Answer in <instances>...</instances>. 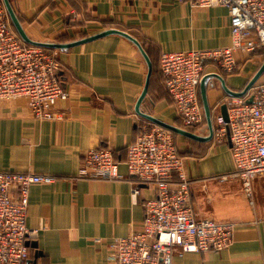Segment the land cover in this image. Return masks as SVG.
<instances>
[{
	"label": "crops",
	"instance_id": "1",
	"mask_svg": "<svg viewBox=\"0 0 264 264\" xmlns=\"http://www.w3.org/2000/svg\"><path fill=\"white\" fill-rule=\"evenodd\" d=\"M9 1L32 40L67 42L116 28L137 39L154 64L164 51L215 49L231 41L229 16L222 5L177 0ZM52 53L67 92L55 105L63 116L38 119L25 98L0 100V171L54 177L51 183L28 188L27 241L36 243V248L28 246V264H114L115 239L141 230L142 203L154 193L152 185L139 183L133 195L134 182L124 165L127 145L139 126L149 122L134 110L147 66L138 49L118 35ZM235 59L231 73L212 62L204 64L203 73H217L229 89L239 91L264 53L237 51ZM260 83L264 84V71L255 84ZM206 96L213 119L228 96L215 78ZM140 109L166 123H181L159 71L150 76ZM197 134L206 135L207 128ZM175 141L182 145L178 153L187 148L176 137ZM201 143L191 155L181 156L193 208L199 217L231 221L236 227L229 247L203 253L177 248L171 264H264V173L252 180L250 205L241 180L231 175L229 142L216 144L211 137ZM96 146L112 150L120 178L77 176L83 153Z\"/></svg>",
	"mask_w": 264,
	"mask_h": 264
},
{
	"label": "built area",
	"instance_id": "2",
	"mask_svg": "<svg viewBox=\"0 0 264 264\" xmlns=\"http://www.w3.org/2000/svg\"><path fill=\"white\" fill-rule=\"evenodd\" d=\"M196 5H222L227 9L230 44L226 47L164 51L159 57L163 85L185 127L197 133L205 128L199 82L204 64L212 62L224 73L236 68L235 53H264V0H177ZM60 64L54 54L25 44L13 29L0 0V100L25 98L38 119L61 118L58 100L67 96L59 79ZM251 95L252 102L245 99ZM227 121L221 114L212 119V140L230 143L234 164L232 176L242 182V191L253 205L252 180L264 173V84L254 86L243 97H228ZM119 162L108 147L85 151L78 177L117 179ZM124 165L137 184L152 185L154 193L142 203L140 231L115 239L114 264H171L175 249L203 253L230 246L236 224L199 217L194 210L183 158L172 133L144 122L126 147ZM47 174L0 171V264H28L25 225L28 188L33 183H51Z\"/></svg>",
	"mask_w": 264,
	"mask_h": 264
},
{
	"label": "water",
	"instance_id": "3",
	"mask_svg": "<svg viewBox=\"0 0 264 264\" xmlns=\"http://www.w3.org/2000/svg\"><path fill=\"white\" fill-rule=\"evenodd\" d=\"M1 2H2L3 6L6 10V13L8 15L9 21H10L13 29L15 30V32L17 33L19 38L24 43H27L29 45L39 46V47L48 48V49H57L60 51H67L71 47H74V46H77V45H80V44H83L86 42H90V41H93V40H96V39H99V38H102L105 36H109V35H118V36L123 37V38L127 39L128 41H130L138 49V51L142 55L143 59L145 60V63L147 66V72H146V76H145V80H144V85H143L142 91H141L139 97L137 98L135 106H134L135 112L139 116L145 118L150 123L161 126L165 129L169 130L170 132H174L175 134H177L179 136L191 139V140L196 141V142H207L212 137V116H211V110H210L209 104L207 102V96H206V89H207L208 84L210 83V80L213 78L218 79L220 81V86H221L222 90L225 92V94L228 97H243L254 86V84L258 80L259 76L264 71V59H263L262 63L258 67V69L251 76V78L248 80V82L245 84V86L239 91L229 89L225 85L223 78L217 73L204 74L201 77L200 82H199V95H200L202 110H203V114H204V118H205V125L207 128V134L206 135H200V134H197L195 132L189 131L185 128L166 123L162 120L157 119L156 117L152 116L149 113H145V112L141 111L140 105H141L142 101L144 100L146 93H147L149 80H150V76H151L152 64H151L149 57L147 56L146 52L144 51L143 47L139 43V41L137 39H135L133 36H131L130 34H128L125 31H122V30H119L116 28H108V29H103V30H100L98 32H95L91 35H87V36L81 37L79 39H74V40H70L67 42L35 41V40L30 39L26 35L17 15L15 14V12L11 6L10 1L9 0H1ZM245 102L251 103L252 102V96L249 95L245 99ZM220 113L223 116L224 120L227 121V113H226V104L225 103H223L220 106ZM26 244L32 248H36L35 241H26Z\"/></svg>",
	"mask_w": 264,
	"mask_h": 264
},
{
	"label": "trees",
	"instance_id": "4",
	"mask_svg": "<svg viewBox=\"0 0 264 264\" xmlns=\"http://www.w3.org/2000/svg\"><path fill=\"white\" fill-rule=\"evenodd\" d=\"M25 44H27V43H25ZM27 45H29V44H27ZM142 46V45H141ZM45 49H47V50H49V51H53V50H55V49H48V48H45ZM145 51V50H144ZM148 56V55H147ZM149 57V56H148ZM149 60H150V57H149ZM150 62H151V64H152V68H151V76H152V74H154V73H157V71H159V73H161L160 72V69H159V60H158V62H157V64H154L151 60H150ZM198 97H199V101H200V104H201V100H200V95H199V91H198ZM177 126H179V127H182V128H185V129H187V130H189V131H194V129H192V128H188V127H185L184 125H183V123H182V121H181V123H178V125ZM172 133V135L174 136V138L176 137V136H178L177 134H175L174 132H171ZM185 139H187V140H189L190 142H192V143H195V144H202L201 142H196V141H193V140H191V139H188V138H185ZM179 154V156H182L180 153H178ZM186 155H189L188 153L186 154ZM132 180H133V178H132ZM134 181V180H133Z\"/></svg>",
	"mask_w": 264,
	"mask_h": 264
},
{
	"label": "rangeland",
	"instance_id": "5",
	"mask_svg": "<svg viewBox=\"0 0 264 264\" xmlns=\"http://www.w3.org/2000/svg\"><path fill=\"white\" fill-rule=\"evenodd\" d=\"M176 126L178 125V123L177 124H175ZM176 139H179L181 142H183V143H185L186 144V146H187V148L186 149H184L183 151H181V150H179L180 151V154L182 155V157L183 156H188V155H186L187 153L189 154V155H191L193 152H194V150H196V144L195 143H192V142H190L189 140H187V139H185V138H182L181 136H176ZM177 141V140H176ZM177 146H178V148L180 149V147H182V145H178V142H177ZM183 149V148H182Z\"/></svg>",
	"mask_w": 264,
	"mask_h": 264
}]
</instances>
